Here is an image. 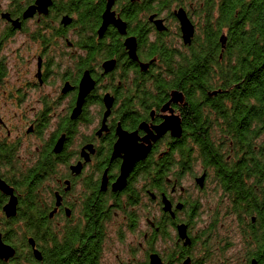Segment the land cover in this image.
<instances>
[{"label":"flooded vegetation","instance_id":"af4514ba","mask_svg":"<svg viewBox=\"0 0 264 264\" xmlns=\"http://www.w3.org/2000/svg\"><path fill=\"white\" fill-rule=\"evenodd\" d=\"M37 1L0 0V99L10 119L0 111V177L18 199L17 213L21 200L32 198L47 217L38 237L23 230L22 244L7 240L15 216H6L11 196L0 189L3 241L16 254L22 251L24 264H52L62 258L71 236L93 245L99 216L102 264L110 242L120 247L129 235L134 261L120 264H150L152 254L162 264L188 258V264H264V190L248 192L242 210L221 184L225 166H234L238 176L250 163L258 170L252 168L257 173L249 179L264 183V114L254 118L240 110L236 73L231 81L222 78L229 25L221 28L218 53L204 57L215 73L203 75L202 90L189 76L187 91L176 87L179 62L194 57L208 21L217 25L222 0ZM110 3L109 12L125 23V33L114 22L100 31ZM31 7L33 14L25 16ZM181 8L194 25L190 43L177 16ZM130 37L136 40L134 57L126 46ZM164 70L167 79H159ZM9 72L16 78L6 81ZM86 75L94 86L82 96ZM190 94L199 99L200 112L191 111ZM222 104L229 107L215 110ZM170 116L179 118L181 135L169 129L154 139ZM120 130L135 134L150 152L135 164L125 187L115 189L124 161L115 152ZM202 139L212 145L205 143L210 153L202 150ZM161 164L167 174L158 172ZM23 211L29 214L28 208ZM181 224L189 244L180 238ZM141 252L143 261L137 257ZM16 254L0 264H13Z\"/></svg>","mask_w":264,"mask_h":264},{"label":"trees","instance_id":"16d2710c","mask_svg":"<svg viewBox=\"0 0 264 264\" xmlns=\"http://www.w3.org/2000/svg\"><path fill=\"white\" fill-rule=\"evenodd\" d=\"M206 13L208 17L214 15L212 9L207 10ZM216 24L217 25L214 27L208 21L207 30L205 31V41L200 43L197 46L198 48L193 50L195 54L194 57L188 61L181 60L179 62L180 69L179 71H175L177 76L176 87L187 91L184 82L187 80V76H189L193 78V86L196 89L202 90L200 84L203 81V75L210 78V74L215 73L213 67H210L209 61L204 60V57H207L209 60V56L216 54V51L218 53L220 47L218 40L221 28L229 25L231 28L227 50L224 55L228 57V67L224 65L221 68L222 78L231 81V75L236 73L238 76L237 79L240 82L237 91L240 110L245 112V114L252 112L254 118L257 116L260 117L264 114V0H222ZM164 59L167 60L165 56ZM211 62L214 64L212 60ZM166 64L165 67H167ZM164 72L165 73H160L159 79H167V71L164 70ZM228 87H230V85H228ZM195 88L191 89L194 90ZM206 89L208 90L210 88ZM206 89H204L203 92H205ZM204 97L205 95L203 98ZM190 102L191 111H201L199 99H194L192 94H190ZM226 107H229V104H222L221 108L216 106L215 110H222ZM242 119L244 118L240 117L239 120L241 121ZM199 143L204 152L207 151L210 153V150L205 147V143H207L208 148H212V145L208 141L205 142L202 139ZM212 154L213 153L210 155ZM252 168H255L256 171L258 170L255 164L250 163V165H246L245 168L240 169L238 171L239 175L235 176V167L229 165L223 168L226 170L224 176L221 174L223 189L226 192L232 193L236 200L237 198L239 199L237 200L238 204L235 203V207L241 208L242 210H245V199L248 192L252 190L256 191L257 188H259L260 191L264 190L263 181L255 182L249 179L251 175L257 173L252 170ZM158 172L167 174V165H159ZM234 176L238 182L234 181L236 180ZM1 199L0 197V202ZM20 205L23 208H28L29 214L24 213L23 208H20L17 215L12 218L13 224L15 225V223L18 222L22 223V228L18 229V232L27 230L28 233H33L38 237L40 226L43 223L42 220L47 217V213L42 209L38 199H23ZM98 217H95V224L96 220H98L95 229H99L100 233L95 237L93 245L87 240L80 243V240H84L80 235L79 237L71 236L68 238L67 249L62 258L58 255L57 259L54 260L52 264H102L101 251L103 234L102 227L100 226L101 220ZM16 232L17 229H15L14 226L10 229V235H6V239L9 241L12 239L14 240ZM53 241L56 243L55 239H53ZM21 253L22 251L17 252L13 264H24V258L21 259V256L19 257ZM26 261H29V259L27 258Z\"/></svg>","mask_w":264,"mask_h":264},{"label":"water","instance_id":"95a60500","mask_svg":"<svg viewBox=\"0 0 264 264\" xmlns=\"http://www.w3.org/2000/svg\"><path fill=\"white\" fill-rule=\"evenodd\" d=\"M45 0H38V3H44ZM112 2V0H111ZM110 3L108 5V9L104 14V23L101 28V32L105 30V28L110 24L111 22H114L117 24L120 28V31L122 33H125V23L121 22L120 20H117L114 18V14L109 12ZM45 7V6H44ZM34 7H31L27 10L25 16H30L33 14ZM177 16L180 20L181 23V29L183 33V39L185 43H190L192 41V38L194 36V25L191 22V20L188 18L186 12L184 9H179L177 11ZM126 46L129 49V54L134 57L136 55V40L135 38H127L126 40ZM114 62L110 61L106 63V66H110V68L113 66ZM94 82L92 78L89 75H86L82 81V86H81V95L85 96L90 90L93 88ZM175 95L178 97V95H181L178 92H175ZM182 96L180 98L181 100ZM111 102L107 103V106H111ZM171 129L172 134L174 136H180L182 129L180 126L179 118L176 116H170L167 117V119L156 128L157 134L152 135L154 139L159 138L162 136L167 130ZM120 134V140L116 144L115 152L117 155H120L121 153L123 154V164L121 167V174L116 181L114 188L115 189H120L125 187L127 178L131 174V172L134 169L135 164L142 160L145 159L149 152H150V146H146L144 144H138L137 142V136L135 134L128 133L124 130L119 131ZM60 143H58L56 150H59ZM203 179L204 176L200 177L197 179V182L200 186L203 185ZM0 189L7 194L11 196L10 200L8 203L5 204L4 206V211L6 213L7 217H14L17 214V204H18V199L14 195L12 188L6 184L5 181H3L0 177ZM166 203L165 209L170 208V203L168 200L164 201ZM59 204V203H58ZM179 230V235L181 239H186L185 244L191 243L190 239L187 237V226L184 224L179 225L178 227ZM32 242L34 241L33 239H30ZM34 244V243H33ZM35 256L37 259H41V254L38 250H34ZM16 254V249L10 245L6 244L3 239H2V234L0 233V259L8 261L10 258H13ZM190 262V259H186L183 264H188ZM150 264H162L161 258L157 254H152L150 256ZM253 264H257L255 261Z\"/></svg>","mask_w":264,"mask_h":264},{"label":"rangeland","instance_id":"374dc122","mask_svg":"<svg viewBox=\"0 0 264 264\" xmlns=\"http://www.w3.org/2000/svg\"><path fill=\"white\" fill-rule=\"evenodd\" d=\"M16 78V73L15 72H9V74L6 76L4 80H12ZM1 91V89H0ZM3 94V93H2ZM4 106V100L0 99V111L2 112L3 117L8 121L9 119V113L7 112V109L3 108ZM190 182H187L189 184ZM208 204L211 205L214 203L215 199L212 197H208ZM209 205H205L206 209H210ZM22 223L18 222L15 223V229H17L16 234L14 235V242H16L18 245L22 244L23 240V230L18 232V229L22 228ZM134 247V243L131 242V237L129 235V238H127L126 242L122 246L119 247L118 243L116 241H111L109 248L107 249L106 255L104 257V264H120L119 262L127 260H132L134 261V258L132 257V250ZM238 249V248H237ZM117 254L120 256V258L117 257ZM138 259L144 260V254L141 252L140 254L137 255ZM238 264V263H237Z\"/></svg>","mask_w":264,"mask_h":264}]
</instances>
